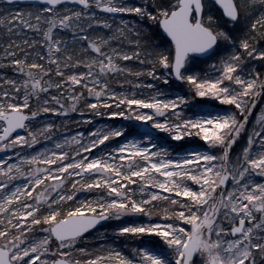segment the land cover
<instances>
[{"label": "snow or ice", "instance_id": "6c2138e0", "mask_svg": "<svg viewBox=\"0 0 264 264\" xmlns=\"http://www.w3.org/2000/svg\"><path fill=\"white\" fill-rule=\"evenodd\" d=\"M0 264H264V0H3Z\"/></svg>", "mask_w": 264, "mask_h": 264}, {"label": "trees", "instance_id": "16d2710c", "mask_svg": "<svg viewBox=\"0 0 264 264\" xmlns=\"http://www.w3.org/2000/svg\"><path fill=\"white\" fill-rule=\"evenodd\" d=\"M0 3H3V2L0 1Z\"/></svg>", "mask_w": 264, "mask_h": 264}]
</instances>
